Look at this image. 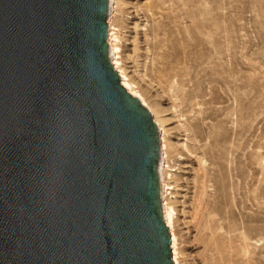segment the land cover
<instances>
[{
  "label": "water",
  "instance_id": "95a60500",
  "mask_svg": "<svg viewBox=\"0 0 264 264\" xmlns=\"http://www.w3.org/2000/svg\"><path fill=\"white\" fill-rule=\"evenodd\" d=\"M109 0H0V264H192L172 146Z\"/></svg>",
  "mask_w": 264,
  "mask_h": 264
},
{
  "label": "rangeland",
  "instance_id": "374dc122",
  "mask_svg": "<svg viewBox=\"0 0 264 264\" xmlns=\"http://www.w3.org/2000/svg\"><path fill=\"white\" fill-rule=\"evenodd\" d=\"M114 7L123 67L172 146L192 264H264V0Z\"/></svg>",
  "mask_w": 264,
  "mask_h": 264
},
{
  "label": "bare ground",
  "instance_id": "6f19581e",
  "mask_svg": "<svg viewBox=\"0 0 264 264\" xmlns=\"http://www.w3.org/2000/svg\"><path fill=\"white\" fill-rule=\"evenodd\" d=\"M114 0H109L108 3V16L114 11ZM108 16H107V26H108V31H109V35H110V39L112 42V46H113V50H114V54H115V58L117 59V61L119 62L120 66L122 67V69L124 70V72L127 75V72L125 70V68L123 67V63H122V58L120 56V47H119V39H118V29L116 27L113 26V24L111 23V20H109L108 22ZM112 19V18H110ZM109 23V25H108ZM128 76V75H127ZM128 78L130 79L131 83L133 84V86L135 87V89L137 90V92L139 93V95L141 96L142 100L144 101V103L146 104V106L148 107V109L150 110V112L152 113V115L154 116L155 120L157 121V123L159 124V126L161 127V129L163 130V132L165 133L163 126V120L159 119L157 116V112L152 109L145 101V99L143 98V96L140 94L139 90L137 89L138 87L136 86V84L131 80V78L128 76Z\"/></svg>",
  "mask_w": 264,
  "mask_h": 264
}]
</instances>
